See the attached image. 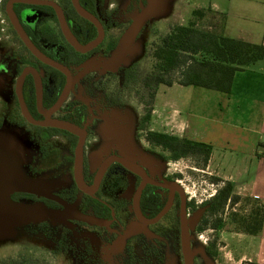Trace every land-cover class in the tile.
<instances>
[{
    "label": "rangeland",
    "instance_id": "374dc122",
    "mask_svg": "<svg viewBox=\"0 0 264 264\" xmlns=\"http://www.w3.org/2000/svg\"><path fill=\"white\" fill-rule=\"evenodd\" d=\"M58 1L73 14L77 27L86 28L71 0ZM4 2L0 0V61L6 44ZM80 4L107 24L105 53L83 62L75 80V101L92 108L85 122L90 128L84 149L87 185L94 183L100 165L112 154L144 167L152 179L179 182L188 197L194 264H255L243 261L249 248L243 220L263 205L243 196L234 202L233 188L229 200L213 211L214 200L229 182L215 176L207 166L209 160L205 163L202 154L174 158L148 140L151 133L167 134V98L181 77L175 70L166 75L172 86L153 82L155 48L177 26L193 24L197 30L215 33L210 18L195 20L180 0H81ZM145 12L152 14L124 61L116 69L107 67L115 47ZM4 85L0 76V116ZM75 148L41 147L18 128L0 127V264H139L144 258L154 262L146 256L153 247L160 250L162 264H185L178 211L160 223L159 231L141 226L131 210L139 182L119 165L109 169L97 195L113 208L115 222H95L88 206L92 201L82 193L73 194ZM46 199L61 206L51 208ZM18 207L37 211L20 212Z\"/></svg>",
    "mask_w": 264,
    "mask_h": 264
},
{
    "label": "flooded vegetation",
    "instance_id": "af4514ba",
    "mask_svg": "<svg viewBox=\"0 0 264 264\" xmlns=\"http://www.w3.org/2000/svg\"><path fill=\"white\" fill-rule=\"evenodd\" d=\"M38 1L55 3L60 7L69 33L79 44L85 46L100 37L99 29L83 17L81 18L85 20L86 28L77 27L73 14L69 12L65 4L58 0H5L2 10L6 44L3 52L4 56L0 61V76H2L5 85L1 94L4 101L2 115L0 116V127L18 128L24 131L34 144L41 147L75 145L77 148L81 134L53 126L56 123H65L78 127L83 131L85 149V144L90 135V128L85 122L88 121L89 115H92V108L87 102L77 103L75 101V80L77 71L83 65V62L92 56H103L105 53L107 40L106 19L88 10L84 4L81 5L99 21L103 30L101 42L91 51L82 53L65 36L56 8L52 4ZM118 45L115 47L109 61L114 57ZM61 99L62 102L55 109ZM103 102V100L100 101V103ZM75 151V187L73 194L75 196L77 193H82L88 198L89 202L92 201L88 206L92 209L91 212L96 219L95 222L105 224H114L115 222L113 208L109 204L100 201L97 195L109 169L113 165H119L129 173L134 174L139 182L131 205L136 222L143 227L153 228V232H156V230H160V223L166 221L167 217L176 209L178 211L181 245L182 205L184 200L188 216V197L179 182L167 183V181L152 179L148 171L138 164L129 161L139 167L137 171H133L114 161L107 166L95 193L89 195L81 191L75 182ZM112 156L120 157L112 154L108 158ZM108 158L100 165L94 183L88 186L85 180L83 153L82 173L84 183L88 189L94 190L101 167ZM176 183L180 190L171 188ZM61 197L63 196L61 195ZM136 200H138V214L134 206ZM47 201L53 203L48 204ZM44 202L51 208L61 206L55 200L46 199ZM74 202L72 200L69 204L73 205ZM169 203L170 208L164 213ZM156 204H160L158 209L155 207ZM162 213L164 215L157 219ZM150 221L155 222L146 223ZM98 245L101 244L98 242ZM156 248L158 247H153V253H148L146 256L162 258L160 250ZM87 249L89 252L92 251L91 247Z\"/></svg>",
    "mask_w": 264,
    "mask_h": 264
},
{
    "label": "crops",
    "instance_id": "0c3cea01",
    "mask_svg": "<svg viewBox=\"0 0 264 264\" xmlns=\"http://www.w3.org/2000/svg\"><path fill=\"white\" fill-rule=\"evenodd\" d=\"M180 2L195 20L210 18L216 32L264 46V0ZM169 95L167 134L210 145L207 166L215 176L232 184L235 195L264 205V59L235 73L230 94L178 85ZM247 237L243 261L264 264V223L259 235Z\"/></svg>",
    "mask_w": 264,
    "mask_h": 264
},
{
    "label": "trees",
    "instance_id": "16d2710c",
    "mask_svg": "<svg viewBox=\"0 0 264 264\" xmlns=\"http://www.w3.org/2000/svg\"><path fill=\"white\" fill-rule=\"evenodd\" d=\"M199 55V58L196 56ZM156 65L153 82L157 85L172 86L173 82L166 75L175 70L181 71L179 84L182 86L200 87L208 90L230 94L233 78L237 71L254 65L264 59V46L253 45L232 39L218 32L208 33L197 30L193 24L177 26L162 39L153 54ZM130 76V72H127ZM148 140L169 150L174 158L202 154L205 163L211 154V146L201 142L163 134L151 133ZM232 184L214 200L212 210L223 206L230 198ZM240 196H234V202ZM48 204L53 202L47 201ZM264 223V205L254 211L248 219L243 220L244 231L251 236L261 233ZM140 260L139 264H162L163 259L155 256Z\"/></svg>",
    "mask_w": 264,
    "mask_h": 264
},
{
    "label": "water",
    "instance_id": "95a60500",
    "mask_svg": "<svg viewBox=\"0 0 264 264\" xmlns=\"http://www.w3.org/2000/svg\"><path fill=\"white\" fill-rule=\"evenodd\" d=\"M38 2L49 3V4H52L56 8L60 23H61V27L63 29L65 36L67 37L68 41L78 51H80L82 53H87V52L91 51L92 49H94L101 42L102 36H103V30H102V27H101L99 21L81 6L79 0H72V4H73L76 12L81 17L92 22L99 29V33H100V37L96 41H93V42H91L85 46L79 44L77 42V40H75L74 37L69 33L67 25L65 23V19H64L63 14H62V11L57 4L51 3V2H42V1H38ZM151 14H152L151 12H145V13L141 14L136 19V21L134 22L132 27L123 36L121 42L119 43V45L117 47V50H116L114 57L111 59V61H109L107 67H110L112 69H116L120 66V64L124 61L126 55L128 54L129 50L131 49L133 42L136 40L137 35L139 34V32L141 31L143 26L146 24L147 20L151 16ZM61 102H62V99L59 102V104L55 107V109L58 108V106L60 105ZM53 126L81 134L80 142H79V144L76 148V151H75V182H76L77 187L81 191H83L84 193L89 194V195H92L95 193L97 187L99 186V184L101 182V179L105 173L107 166L109 164L113 163L114 161L119 162L124 167L131 169L133 171H137V169H139V167L137 165H135L129 161H126L123 158L112 156V157L108 158L103 163L101 170L98 174L96 183H95V188H94V190H90L86 187V185L84 183L83 173H82L83 172V153H84L83 150H84V141H85V135H84L83 131H81L78 127L68 125L65 123H56V124H53ZM171 188L180 190V187L178 186L177 183L172 185ZM134 206H135V210L138 214V200L135 201ZM169 208H170V203L167 205V209L165 210L164 213H166V211H168ZM17 209L20 210V212H36L37 211V209L34 207H28V208L18 207ZM24 210H30V211H24ZM164 213H162L157 219L162 217V215H164ZM155 221H152V222L150 221V222H146V223L149 224V223H153ZM181 246H182L184 263L185 264H194L193 257H192L191 251H190L189 226H188V219H187L186 206H185L184 200H183L182 212H181Z\"/></svg>",
    "mask_w": 264,
    "mask_h": 264
},
{
    "label": "bare ground",
    "instance_id": "6f19581e",
    "mask_svg": "<svg viewBox=\"0 0 264 264\" xmlns=\"http://www.w3.org/2000/svg\"><path fill=\"white\" fill-rule=\"evenodd\" d=\"M25 224H27V223H25Z\"/></svg>",
    "mask_w": 264,
    "mask_h": 264
}]
</instances>
